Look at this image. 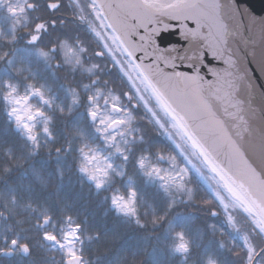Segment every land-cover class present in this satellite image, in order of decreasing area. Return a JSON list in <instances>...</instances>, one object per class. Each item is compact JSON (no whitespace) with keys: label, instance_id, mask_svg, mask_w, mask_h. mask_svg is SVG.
<instances>
[{"label":"snow or ice","instance_id":"snow-or-ice-1","mask_svg":"<svg viewBox=\"0 0 264 264\" xmlns=\"http://www.w3.org/2000/svg\"><path fill=\"white\" fill-rule=\"evenodd\" d=\"M84 25L111 44L90 51ZM105 49L118 72L87 66ZM116 50L134 92L113 91L114 75L132 80ZM0 62V264H264V107H253L264 101V17L236 0H0ZM208 173L216 186L204 190ZM71 174L89 197L110 193L111 228L93 235L60 195ZM221 207L227 240L201 223ZM102 244L114 247L100 254Z\"/></svg>","mask_w":264,"mask_h":264},{"label":"trees","instance_id":"trees-1","mask_svg":"<svg viewBox=\"0 0 264 264\" xmlns=\"http://www.w3.org/2000/svg\"><path fill=\"white\" fill-rule=\"evenodd\" d=\"M3 64L0 62V69H2ZM130 89H122L117 90L116 93L121 91H129ZM133 91V90H131ZM141 115H143V109L141 108ZM4 119L3 111L0 110V122ZM139 119V117H138ZM144 125H146L147 129L149 130V136L156 138V144L158 147L163 148L165 150V154L167 155L169 152H172L174 147L173 141L169 140L166 135H163L161 130H158L153 124L147 123V118L141 121ZM178 151V150H177ZM175 154V153H173ZM163 167H167V164H163ZM193 175H195L193 173ZM197 180L200 182L201 189L207 190L208 186L197 177ZM195 187V185H190ZM60 195L66 197L69 203L73 204L75 209L81 213V218H87V222L93 227L95 230L92 234L95 235V232H103L106 228H111L115 221L116 216L113 211L110 210V201L105 203L103 201L104 195H110V193H102L100 196L92 195L91 197L88 196V187L87 184L83 188H81L80 184L77 182L76 174H71V180L67 177L64 181V186L60 192ZM199 202L202 205V201L205 198H209L205 195V191H199ZM203 206V205H202ZM203 207H213V205L203 206ZM181 211H185L183 207L180 208ZM191 211L192 209H188ZM219 212V216L217 217H210V216H202L201 223L205 220L208 224H215L217 229H223L225 232V236L221 237L219 231L216 233L215 239H229L230 236L235 235L232 229L228 226L226 222V217L223 213L222 207L217 208ZM209 239H212L210 230L206 231L204 236V243H207ZM109 247H114L113 245H100L99 252L100 254H104L108 252ZM202 251V250H201ZM211 254H216L217 250L215 247L210 249ZM128 255V254H126ZM59 256L57 255V259ZM144 257L139 256L135 259L134 264H141ZM176 264H180V258L177 256L174 258Z\"/></svg>","mask_w":264,"mask_h":264},{"label":"flooded vegetation","instance_id":"flooded-vegetation-1","mask_svg":"<svg viewBox=\"0 0 264 264\" xmlns=\"http://www.w3.org/2000/svg\"><path fill=\"white\" fill-rule=\"evenodd\" d=\"M96 25H97V30L100 31L102 33V35L104 36H110L109 30H105L102 27H99V21H96ZM83 27V31L81 32V38L84 40L85 42V46H89L90 45V51L92 49H96V50H100V48L103 47V44L105 42L111 44V39H108L107 41L96 37L95 33L87 30V26L84 25ZM97 45H99V47H97ZM113 49H115V45H112ZM117 51V50H116ZM105 57L104 58H96L93 57V59L88 63L87 66H91V63H100L102 66L103 65H107L108 69L112 70L114 73L119 71V66H116V68H113L111 61V54H109L107 52V50L105 49ZM35 71V69H33ZM27 74V73H25ZM63 75V74H61ZM107 78V77H106ZM113 81L114 83L111 85L113 88V91L116 93L117 90H122V89H130L133 90L132 92H134L135 90L132 88V84L130 83V80H128L127 75H124V73H120L119 76L117 77L116 75L113 76ZM121 80L123 81V83H121ZM120 93V92H119ZM119 93H116L117 95ZM126 98H125V103H126ZM233 231V230H232Z\"/></svg>","mask_w":264,"mask_h":264},{"label":"water","instance_id":"water-1","mask_svg":"<svg viewBox=\"0 0 264 264\" xmlns=\"http://www.w3.org/2000/svg\"><path fill=\"white\" fill-rule=\"evenodd\" d=\"M98 3H105L106 0H97ZM236 4L240 7L241 12L244 11L245 8L250 9L251 13L255 14L257 17H264V0H236ZM237 19H239V17H237ZM110 21H105V23H108ZM111 32V30H109ZM176 36L172 35V36H168L166 37L167 40H172L175 41L176 40ZM138 42V41H137ZM229 45L235 49L236 48V44L233 41L232 38L229 39ZM199 45L198 44H193L191 46V48L188 50V54H192V52L198 48ZM136 56L140 55V53H136ZM136 63H139L140 61L136 60ZM145 63H147V61H145ZM253 107H264V101H262L261 99H256L253 101ZM245 108H248V105L245 104ZM245 118L249 120L250 126L251 127H256V125L259 123V121L257 119H253L250 111H246L245 112Z\"/></svg>","mask_w":264,"mask_h":264},{"label":"rangeland","instance_id":"rangeland-1","mask_svg":"<svg viewBox=\"0 0 264 264\" xmlns=\"http://www.w3.org/2000/svg\"><path fill=\"white\" fill-rule=\"evenodd\" d=\"M114 54L116 55V57L118 59H120L121 61H124L125 71L132 76V80L130 81V83L132 84L133 82H135L139 86V80L136 79V71L128 66L127 60L125 59V57L123 55L120 54V52L118 50L115 51ZM145 95H147V94L145 93ZM152 103L154 104V101ZM150 106H152V104H150ZM160 117L162 118L161 122H163V113L162 112H160ZM170 131H173V133H174V130L170 129ZM174 138H175L176 143H180V139L178 136H175V133H174ZM194 162L198 163L195 160H194ZM205 171L207 172V170H205ZM202 181L207 186L211 185L213 188H215V186H216L215 181L211 179L210 173H208V179L206 181H204V180H202ZM222 194H224L225 196L227 195L226 193H222ZM225 203H228L227 199L225 200ZM229 210H230V212H232V215L234 216L235 222H236L238 227H240L242 230H245V231L251 229V227L253 226L252 217L248 216L247 213H244L242 209L233 210L230 207Z\"/></svg>","mask_w":264,"mask_h":264}]
</instances>
